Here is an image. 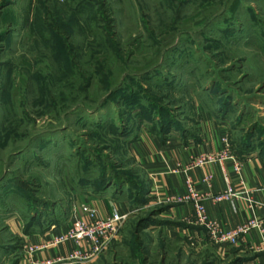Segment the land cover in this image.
<instances>
[{
    "label": "rangeland",
    "instance_id": "rangeland-1",
    "mask_svg": "<svg viewBox=\"0 0 264 264\" xmlns=\"http://www.w3.org/2000/svg\"><path fill=\"white\" fill-rule=\"evenodd\" d=\"M227 99L231 115L264 132V0H0V264H30L15 222L63 230L76 219L71 191L95 189L103 175L142 179L133 135L122 134L190 125ZM117 191L123 212L113 208L128 214L117 235L92 258L50 264L184 258L162 250L184 239L148 228L160 205Z\"/></svg>",
    "mask_w": 264,
    "mask_h": 264
},
{
    "label": "crops",
    "instance_id": "crops-1",
    "mask_svg": "<svg viewBox=\"0 0 264 264\" xmlns=\"http://www.w3.org/2000/svg\"><path fill=\"white\" fill-rule=\"evenodd\" d=\"M234 104L226 100L223 103L218 101L213 110L210 107L208 110L201 109L202 112L196 115L198 119L188 118L190 125L177 122L169 133L148 129L142 124H138L136 130H129L128 136L133 135L128 141L130 153L142 177L139 183L144 185L146 196L153 197L146 199L159 204L162 210L158 223L148 228L166 234L170 239H184L174 247L162 245L164 252L175 249V253L184 258L172 260L164 253L160 264H191L196 254L202 256L203 264H264V251L256 250L257 246L264 245V231L255 229L237 245L215 243L209 239L207 228L198 223L194 201L187 198L190 179L194 182V192L204 199L211 220L236 228L251 216L261 218L262 211L257 204L264 203V132L251 129L255 123L252 119L249 122L240 114L231 115L229 111L235 109ZM224 139L228 141L229 157L189 169L192 157L208 153L222 155L226 149ZM236 164L240 166L239 171L235 169ZM209 177L211 179L207 180ZM228 186L237 195L218 200L216 197ZM113 187L116 189L112 190ZM86 188L84 192L71 191L76 195V219L84 218L83 207L88 202L93 203L100 217L110 214L115 205L123 212L121 205L114 202L122 194V191H117L118 186L114 182H108L106 189L100 193L94 188L89 189V186ZM14 226V231L24 241L30 239L32 243L43 245L48 238L49 231L33 229L20 222H15ZM190 235L197 237L195 243L189 239ZM158 244V241L153 242L152 246L156 248ZM74 249L75 246L69 243L42 249L36 257L41 261H58L61 257L68 258ZM152 251L155 250L151 248Z\"/></svg>",
    "mask_w": 264,
    "mask_h": 264
},
{
    "label": "built area",
    "instance_id": "built-area-1",
    "mask_svg": "<svg viewBox=\"0 0 264 264\" xmlns=\"http://www.w3.org/2000/svg\"><path fill=\"white\" fill-rule=\"evenodd\" d=\"M226 143V150L223 155H220L218 160L229 157L228 141L224 139ZM215 160V158H210V161ZM205 164V161L200 162L195 167H201ZM194 168L189 165V169ZM235 169L239 171L240 166L236 164ZM209 177L207 180H210ZM226 181L229 183V178L226 177ZM193 183L190 179L188 180V188L190 194L188 199L194 201L196 208V218L198 223L205 226L208 230V237L211 241L219 244H233L237 245L244 241V238L250 235L255 229H261L264 231V203H258V207L262 211V216H251L247 218L241 225L236 228H229L224 224L213 221L209 218L207 214L206 207L204 205V199L194 192ZM237 193L233 192L228 186L222 194H219L216 198L218 200L230 199L235 197ZM84 218L75 219L69 227L65 229H59L57 225H53L48 233V238L43 245H37L32 242H27L26 256L25 260L30 264H50L56 261H41L36 257V254L42 249L60 247L72 243L75 249L68 256L69 258H92L95 253L100 249V246L104 243L111 241L119 232L121 225L126 220L128 214L121 213L118 210H114L113 213L106 215L105 217H100L98 215L96 208L89 202L84 205ZM59 227V228H58ZM189 239L192 243H195L197 237L190 235ZM30 240V239H29ZM258 252L264 251V245H259L256 247ZM67 258V257H66ZM66 258H59L58 261Z\"/></svg>",
    "mask_w": 264,
    "mask_h": 264
},
{
    "label": "trees",
    "instance_id": "trees-1",
    "mask_svg": "<svg viewBox=\"0 0 264 264\" xmlns=\"http://www.w3.org/2000/svg\"><path fill=\"white\" fill-rule=\"evenodd\" d=\"M227 101L229 102V100L227 99ZM147 119H151L153 118L151 113H149V115L145 116ZM172 121V120H171ZM167 121V122H162L159 124V127L157 125V127H153V130L156 131L157 129H159L161 131V133H169L171 132V128L177 126V122L176 121ZM129 132L122 134L123 136H128ZM105 176L103 175V177L101 178V180H99V185L96 186L95 191H103L105 189V186L107 185V181H105ZM105 181V182H104ZM114 183L118 186V188L120 190H123L124 186H127L128 189L127 191L132 194L133 198L136 202H142L144 199H146V189L144 188V185H142L141 183H139V180H133L131 178H124L122 177L119 181H114ZM136 188V191H135ZM31 225V223H29L28 227ZM237 264V263H234Z\"/></svg>",
    "mask_w": 264,
    "mask_h": 264
}]
</instances>
